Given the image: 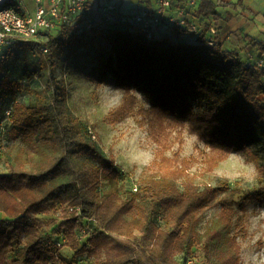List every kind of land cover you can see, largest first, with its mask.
I'll use <instances>...</instances> for the list:
<instances>
[{
  "label": "trees",
  "instance_id": "trees-1",
  "mask_svg": "<svg viewBox=\"0 0 264 264\" xmlns=\"http://www.w3.org/2000/svg\"><path fill=\"white\" fill-rule=\"evenodd\" d=\"M216 14V5L204 0L198 15ZM79 25L83 29L78 32L75 28ZM183 31L174 26L146 38L125 21L105 26L102 19L79 18L70 24L59 22L56 29L45 33V43L31 40L15 46L27 44L36 49L39 71H54L59 54L106 41L112 47V60L116 59L115 68L125 86L137 85L147 98L150 106L146 115L152 128L162 132L167 127L187 129L207 146L215 162L252 147L261 148L264 156V67L224 50L217 38L211 44L204 32L198 34L196 43L181 41L178 36ZM254 44L264 54V43ZM39 71H27L26 75L31 79ZM20 91L18 81L5 75L0 79L1 98L15 97ZM135 102L134 96L127 95L124 105L131 110ZM13 116L17 137L33 138L56 154L37 168L14 166L9 173H0V215L4 216L0 218V264H54L61 258L55 243L45 241L37 217L50 213L57 203L81 207V217L66 213L60 224L64 235L73 241L76 256L103 252L109 264H179L176 255L192 254L198 225L209 210L233 206L243 211L254 199L264 202L263 192L246 193L236 199L240 190L228 186L184 191L175 184L159 189L146 186L129 200L120 198L116 186L101 193V177L116 180L119 173L90 141L87 127L67 111L64 89L53 74L46 91L27 105L14 106L8 118ZM3 123L0 128L8 129L9 123ZM80 158L82 162L77 160ZM261 166L264 172V164ZM143 198L149 205L138 203ZM158 207L172 229L158 225ZM134 212L142 219L131 222L129 217ZM76 221L81 223L79 233L83 228L89 232L78 242ZM135 230L140 236L135 235ZM223 239L219 229L208 236L209 242L217 241L216 264H239L232 249L237 247L235 241L229 240L226 247L218 246ZM62 261L75 264L76 260L62 257Z\"/></svg>",
  "mask_w": 264,
  "mask_h": 264
},
{
  "label": "rangeland",
  "instance_id": "rangeland-1",
  "mask_svg": "<svg viewBox=\"0 0 264 264\" xmlns=\"http://www.w3.org/2000/svg\"><path fill=\"white\" fill-rule=\"evenodd\" d=\"M26 2L32 8L31 1ZM90 10L81 19L99 21V11ZM75 29L79 32L83 26L79 25ZM47 39L43 34L33 41L45 43ZM39 59L36 49L27 44H18L13 47L10 58L0 66V79L5 75L22 86V91L15 97L3 99L0 95V125H4V121L9 123L8 129L0 128V173H9L14 166L26 170L37 168L48 156L56 154L50 147L36 143L33 138L24 140L17 137L13 128L15 117L9 119L5 114L6 107L12 110L16 105H27L35 100L37 94L44 93L53 74L64 89L67 111L87 127L90 141L119 173L116 180L105 175L101 177V193L116 186L120 198L129 200L142 187L159 189L171 184L182 191L201 190L209 186L236 187L240 190L236 199L246 193H264L261 166L264 156L261 148L237 150L228 158L215 162L207 146L187 129L167 127L162 132L152 128L146 115L150 106L147 98L137 85L131 84L129 88L125 86L115 68L116 59L112 60V47L106 41L73 47L59 54L54 71L49 68L39 71ZM35 69L39 72L29 79L26 72ZM127 95L136 98L131 110L124 105ZM77 160L82 162L83 158ZM138 203L149 205V201L144 198L139 199ZM69 207L57 203L50 213L37 216L46 235L45 241L50 239L59 251L61 258L54 264H64L62 257L75 259V264H109L103 252L76 256V249L72 248L73 241L64 235V228L60 226L64 214L72 213ZM229 207L213 208L203 216L198 225V238L193 252L190 255L177 254L179 264H216L218 255L214 248L217 241L209 242L208 236L217 229L224 235L218 246L226 247L229 240L235 241L237 247L232 249L239 257V264H264V202L254 199L243 211ZM0 218L4 216L0 215ZM141 219L136 212L129 217L131 222ZM156 221L160 227L172 229L165 223L161 207H158ZM80 225L76 221L74 233L77 242L80 239ZM95 227L93 224L92 228ZM135 235L140 236L138 230H135Z\"/></svg>",
  "mask_w": 264,
  "mask_h": 264
},
{
  "label": "built area",
  "instance_id": "built-area-1",
  "mask_svg": "<svg viewBox=\"0 0 264 264\" xmlns=\"http://www.w3.org/2000/svg\"><path fill=\"white\" fill-rule=\"evenodd\" d=\"M30 8L26 0H0V62L7 60L10 50L18 42L34 40L39 35L51 32L57 28L59 22L73 23L87 13L92 0H30ZM180 6L174 8L172 0H156L155 6L139 4L132 8L123 18H119V9L115 4L104 6L101 10L104 24L112 25L121 19L137 27L146 38L161 35L166 29L180 27L194 34H200L196 21L192 20L191 7H195L198 0H180ZM91 27L89 21L88 28ZM210 43L215 42L217 29L209 28ZM47 52L46 47H42ZM264 67V61L257 63ZM6 109V115L11 114ZM2 148L0 145V155ZM137 190V188H135ZM70 212L81 217V207H69ZM88 230H80V239L86 238Z\"/></svg>",
  "mask_w": 264,
  "mask_h": 264
},
{
  "label": "crops",
  "instance_id": "crops-1",
  "mask_svg": "<svg viewBox=\"0 0 264 264\" xmlns=\"http://www.w3.org/2000/svg\"><path fill=\"white\" fill-rule=\"evenodd\" d=\"M156 0H92L88 11L98 10L99 21L102 19L101 10L109 4L117 5L119 18H123L132 8L139 4L155 6ZM216 5V15L205 17L198 15L204 0H198L191 7L192 20L198 23L200 31L210 37L209 28L217 29L216 38L222 43L223 49L234 52L246 62L256 64L264 61L255 41L264 43V0H211ZM174 8L180 6V0H172ZM120 20V19H119ZM198 34L184 30L178 39L196 43Z\"/></svg>",
  "mask_w": 264,
  "mask_h": 264
},
{
  "label": "water",
  "instance_id": "water-1",
  "mask_svg": "<svg viewBox=\"0 0 264 264\" xmlns=\"http://www.w3.org/2000/svg\"><path fill=\"white\" fill-rule=\"evenodd\" d=\"M121 20V19H120ZM122 21V20H121Z\"/></svg>",
  "mask_w": 264,
  "mask_h": 264
}]
</instances>
